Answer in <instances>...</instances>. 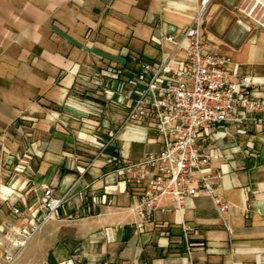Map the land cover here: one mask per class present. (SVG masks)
Wrapping results in <instances>:
<instances>
[{
	"label": "crops",
	"instance_id": "crops-1",
	"mask_svg": "<svg viewBox=\"0 0 264 264\" xmlns=\"http://www.w3.org/2000/svg\"><path fill=\"white\" fill-rule=\"evenodd\" d=\"M201 1L0 0V243H7L5 223L17 224L12 209L31 220L27 208L46 189L64 197L68 215L44 222L12 264H264L261 123L245 133L227 129L204 147L221 154L210 171L228 205L222 215L208 196L180 208L162 200L140 233L132 194L107 162V149L89 164L91 144L111 133L108 148L121 160L161 150L153 131L121 126L125 110L106 99L117 84L107 72L138 71L136 59L165 61L174 49L167 38L179 39ZM239 1L207 0L206 45L264 84V30H251L231 11ZM184 56L178 50L173 58ZM19 165L27 170L15 172ZM102 195L116 207L83 214Z\"/></svg>",
	"mask_w": 264,
	"mask_h": 264
},
{
	"label": "built area",
	"instance_id": "built-area-1",
	"mask_svg": "<svg viewBox=\"0 0 264 264\" xmlns=\"http://www.w3.org/2000/svg\"><path fill=\"white\" fill-rule=\"evenodd\" d=\"M206 3L201 1L198 16L179 39L167 38L174 49L165 61L136 59L138 71L107 72L117 84L113 91H106V99L125 110L121 126L153 131L162 144L157 154L138 161L106 157L114 173L128 185L134 200L132 211L138 216L134 225L140 233L153 221L162 200L180 208L189 198L204 195L212 199L219 215L227 211V203L214 190L220 177L210 171V163L221 157L220 151H206L204 147L225 138L227 129L245 133L258 123L264 127V84L240 74L226 57L207 47L202 19ZM182 45L184 49H179ZM178 50L184 51V58H173ZM113 136L111 133L110 139ZM109 140L98 138L91 144L96 153L89 164L103 155ZM26 170L19 165L15 172ZM90 202L91 206L84 207L86 216L97 206L116 207L115 200L104 195L92 197ZM27 211L33 216L31 220L23 219L21 209L14 207L12 215L17 224L5 223L6 240L16 253L24 249L44 222L68 217L64 197L54 196L50 189ZM14 258L6 256L8 261Z\"/></svg>",
	"mask_w": 264,
	"mask_h": 264
},
{
	"label": "rangeland",
	"instance_id": "rangeland-1",
	"mask_svg": "<svg viewBox=\"0 0 264 264\" xmlns=\"http://www.w3.org/2000/svg\"><path fill=\"white\" fill-rule=\"evenodd\" d=\"M231 11H235L236 15L243 18L242 22L251 30H264V0H245L244 2L240 0ZM217 146L223 147L221 144ZM209 148H215V146L211 145ZM18 254L12 250L9 242L0 243V264H12L14 260L8 261L6 256L12 255L16 258Z\"/></svg>",
	"mask_w": 264,
	"mask_h": 264
},
{
	"label": "trees",
	"instance_id": "trees-1",
	"mask_svg": "<svg viewBox=\"0 0 264 264\" xmlns=\"http://www.w3.org/2000/svg\"><path fill=\"white\" fill-rule=\"evenodd\" d=\"M106 151L109 153L110 156L119 158L118 154L115 151H113L112 149L107 148Z\"/></svg>",
	"mask_w": 264,
	"mask_h": 264
}]
</instances>
